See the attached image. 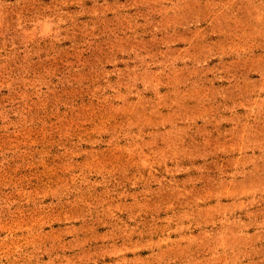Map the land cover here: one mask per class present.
Returning <instances> with one entry per match:
<instances>
[{"label":"rangeland","instance_id":"1","mask_svg":"<svg viewBox=\"0 0 264 264\" xmlns=\"http://www.w3.org/2000/svg\"><path fill=\"white\" fill-rule=\"evenodd\" d=\"M0 264H264V0H0Z\"/></svg>","mask_w":264,"mask_h":264}]
</instances>
